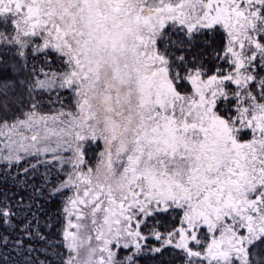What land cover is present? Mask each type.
<instances>
[{
	"label": "trees",
	"instance_id": "16d2710c",
	"mask_svg": "<svg viewBox=\"0 0 264 264\" xmlns=\"http://www.w3.org/2000/svg\"><path fill=\"white\" fill-rule=\"evenodd\" d=\"M145 2L29 0L13 15L0 16V129L30 115L75 110L68 89L37 88L45 75L68 68L63 55L73 47L61 35V23L70 15L79 46L94 34L108 35L105 66L124 70L138 64L135 92L150 98H135L128 154L138 158L149 149L143 137L152 124L164 126L177 145L156 158L165 164L169 197L161 200L159 187L149 198H137L140 206H124L134 243L118 240L110 264H264V0H190L166 9L165 17L159 14L154 43L143 44L148 35L136 34L124 51L119 42L112 50L117 30L122 36L138 23L148 24L138 18L150 14ZM62 3L65 9L58 8ZM36 15L50 26L29 27ZM61 43L65 53L58 50ZM130 47L136 61L129 59ZM149 47L162 56L161 69L140 62V49ZM163 93L167 102L151 99ZM201 141L219 146L222 159L230 160L213 176L198 167L189 170L197 157L189 144ZM78 143L82 147L73 155L79 161L70 153L64 166L35 158L0 164V264H76L73 240L76 227H88L86 201L79 191L83 184L71 190L65 185L74 170L88 178L101 161L99 141ZM120 171L115 163L112 174Z\"/></svg>",
	"mask_w": 264,
	"mask_h": 264
},
{
	"label": "rangeland",
	"instance_id": "374dc122",
	"mask_svg": "<svg viewBox=\"0 0 264 264\" xmlns=\"http://www.w3.org/2000/svg\"><path fill=\"white\" fill-rule=\"evenodd\" d=\"M188 1L190 0H149L147 4H143V8H151L150 14L158 19L160 13L165 17L163 12L165 13L166 9L177 10ZM28 2L29 0H0V16H4L5 13L13 15ZM62 4H59V9H65ZM215 4V1L210 3L213 8ZM153 5H161L162 9L158 10ZM34 11L39 12L37 8ZM24 15L32 17L27 12ZM48 17L52 20V16ZM74 19L66 14L61 23L63 27L61 35L67 44L73 47L70 54L63 55L65 63L68 64L66 72L45 75L38 82L37 88L42 91H52L60 87L68 89L73 97L75 110L59 111L49 117L30 115L23 121L2 127L0 164H16L22 159L35 158L43 163L54 161L64 166L69 163L70 153L76 162L79 161L78 153L73 155L74 151L78 152L82 147L79 143L76 144L77 140L82 144L86 141H99L101 161L96 169L88 174V178H84L85 174L80 169L74 170L65 188L80 189L83 184L79 191L84 194L86 201L88 227L83 228L81 225L79 228L75 225L77 236L73 242L77 250L76 264H110L114 257L112 246L119 243L118 240L124 241L126 246L134 243V233L130 229L133 220L125 221L126 216L122 212L124 206H133L136 201L130 190L131 186L135 185L137 180H144L146 189L152 193L161 186L160 198L167 200L168 174L165 171V164L158 163L156 158L158 156L164 158L163 155L171 149L174 150L177 145L173 146L172 142H176V139L170 138L164 126L152 124L143 137L149 149L138 158L133 157V153L128 154L131 141L128 133L135 119L134 102L135 98L141 99V95L135 92L137 81L135 82L134 77L139 73L138 64L125 66L124 70L118 66L116 68L105 66L106 57L103 51L104 44L108 43L105 36L108 35L102 32L101 34L105 36L94 34L79 46L75 43L76 37L72 32L77 28ZM29 21V27H42L43 24L50 26V21H46L41 15H36L35 21ZM168 23L169 21H166L165 25ZM51 26L55 28L56 25L52 22ZM134 27H137L138 30H134L137 33L144 34L148 30L147 25L139 26V23ZM161 29L162 27L159 33ZM123 33L120 36L117 30L118 36L111 39L110 44L114 45L111 46L112 50L117 48L119 36V51L127 48L129 33L128 31ZM145 39L143 44L154 43L153 38ZM58 50L65 53L66 47L61 43ZM128 51L134 54L132 47L128 48ZM139 56L143 64L155 63L158 66L159 63H163L162 56L150 47L140 49ZM149 96L141 100H149ZM157 97L161 103L168 101L166 93ZM193 144L195 143L189 146L192 145L197 157L189 165V170L198 167L204 174L208 172V176H213L220 172L223 165L225 167L230 163V160L226 162L222 159L223 153L219 146L203 141ZM115 163L117 168L121 167L117 175L112 174ZM77 174H82L83 178L78 180ZM173 197L182 199L179 194H174ZM73 224L71 227H74ZM252 225L254 228L251 238H254L257 234V223L252 222Z\"/></svg>",
	"mask_w": 264,
	"mask_h": 264
},
{
	"label": "flooded vegetation",
	"instance_id": "af4514ba",
	"mask_svg": "<svg viewBox=\"0 0 264 264\" xmlns=\"http://www.w3.org/2000/svg\"><path fill=\"white\" fill-rule=\"evenodd\" d=\"M148 1L149 0H146V4L148 3ZM145 10H151V8H148V9H145ZM150 12V11H149ZM134 21L135 20H138V18L139 19H142V20H147L148 21V24H146L147 25V27H148V30L146 31V34L148 35L147 36V40H149L150 38H152L151 36L153 35V31H152V29H156L157 28V25H156V16L155 15H151V14H149V15H141V17H131ZM160 22V27L162 26V23H163V21L162 20H160L159 21ZM134 25V24H133ZM146 25H144V26H146ZM135 26V25H134ZM128 33H129V36H135L136 34H143V33H137V32H134V31H128ZM119 34H120V31H119ZM152 34V35H151ZM118 36V35H117ZM117 36H115V37H117ZM151 40V39H150ZM117 42V41H116ZM119 42V41H118ZM131 43H133L134 42V40H133V42H132V39H131V41H130ZM138 42H141V41H138ZM72 52V51H71ZM130 60H132V61H136L137 60V58H136V54H135V47H134V54L129 58ZM152 64H155V63H152ZM156 65V64H155ZM149 66H153V65H149ZM158 66H160L161 67V63H159L158 64ZM155 89H157V87H155ZM157 96H160V95H157ZM149 98H150V96H149ZM151 99H154V100H156V101H159L158 99H159V97H157V98H155V97H153V98H151ZM157 161V160H156ZM114 175H117V173H115L114 172ZM158 189V188H157ZM157 189L155 190V191H157ZM160 189H161V186H160ZM130 190H132V195H135V199H136V201H135V203H134V205H137V206H140L141 205V201H139V200H137V198H141V197H144V198H149V196L152 194V192L151 191H148L147 189H146V187H145V185H144V180H137V182H136V184L135 185H133V186H131V188H130ZM161 191H162V189H161ZM160 191V192H161ZM145 201H143V203H144ZM135 207V206H134ZM133 207V208H134Z\"/></svg>",
	"mask_w": 264,
	"mask_h": 264
}]
</instances>
